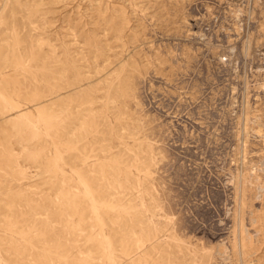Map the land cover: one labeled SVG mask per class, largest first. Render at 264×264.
Returning <instances> with one entry per match:
<instances>
[{"label": "rangeland", "instance_id": "374dc122", "mask_svg": "<svg viewBox=\"0 0 264 264\" xmlns=\"http://www.w3.org/2000/svg\"><path fill=\"white\" fill-rule=\"evenodd\" d=\"M0 264H264V0H0Z\"/></svg>", "mask_w": 264, "mask_h": 264}, {"label": "bare ground", "instance_id": "6f19581e", "mask_svg": "<svg viewBox=\"0 0 264 264\" xmlns=\"http://www.w3.org/2000/svg\"><path fill=\"white\" fill-rule=\"evenodd\" d=\"M39 114V113H38ZM26 115V114H25ZM27 116V115H26ZM25 116V117H26ZM40 117V116H39ZM20 118V117H19ZM56 119V118H55ZM17 121H18V119H17ZM42 121V120H41ZM22 125V124H21ZM31 127H33V126H31ZM31 127H29L30 129H31ZM33 129V128H32ZM109 209V208H108ZM113 209V208H112ZM241 250V249H240ZM241 253V252H240ZM244 253H242V255H243Z\"/></svg>", "mask_w": 264, "mask_h": 264}]
</instances>
